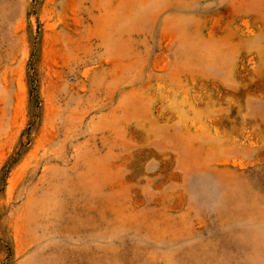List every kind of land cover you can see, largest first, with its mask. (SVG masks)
<instances>
[{
	"label": "rangeland",
	"instance_id": "obj_1",
	"mask_svg": "<svg viewBox=\"0 0 264 264\" xmlns=\"http://www.w3.org/2000/svg\"><path fill=\"white\" fill-rule=\"evenodd\" d=\"M0 264H264V0H0Z\"/></svg>",
	"mask_w": 264,
	"mask_h": 264
}]
</instances>
